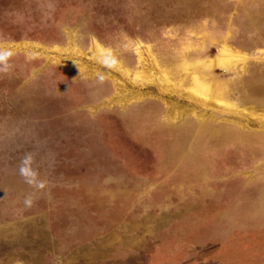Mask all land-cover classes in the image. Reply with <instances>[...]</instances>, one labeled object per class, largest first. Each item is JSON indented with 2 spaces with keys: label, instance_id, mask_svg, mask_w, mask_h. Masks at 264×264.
I'll use <instances>...</instances> for the list:
<instances>
[{
  "label": "rangeland",
  "instance_id": "1",
  "mask_svg": "<svg viewBox=\"0 0 264 264\" xmlns=\"http://www.w3.org/2000/svg\"><path fill=\"white\" fill-rule=\"evenodd\" d=\"M0 48V264H264V0H0Z\"/></svg>",
  "mask_w": 264,
  "mask_h": 264
},
{
  "label": "bare ground",
  "instance_id": "2",
  "mask_svg": "<svg viewBox=\"0 0 264 264\" xmlns=\"http://www.w3.org/2000/svg\"><path fill=\"white\" fill-rule=\"evenodd\" d=\"M217 57H218V59H217L218 62L219 63H222V64H225V65L231 63L235 58L237 59V56H235V54L231 53L228 50H223V49L220 51V54ZM162 72H160L158 70L157 66L155 64H153V66L150 69H146V68L143 69V71L138 75L137 80H138V78H140V81L139 82H141L142 84H145V83H153L157 87H159L160 89H162L164 91L178 93L179 95H183V96L189 97L190 99L196 101L197 103H201V104L205 103V101H202V99H199V97H201V95L203 94L202 91H201L202 89L200 88V86H199V88H196V89H193V90L192 89L182 90L180 88L174 87L169 82L170 81V78L168 79L167 74H164ZM203 97H206V96H203ZM176 109H177V112L179 114L182 113V108L181 107H176Z\"/></svg>",
  "mask_w": 264,
  "mask_h": 264
},
{
  "label": "clouds",
  "instance_id": "3",
  "mask_svg": "<svg viewBox=\"0 0 264 264\" xmlns=\"http://www.w3.org/2000/svg\"><path fill=\"white\" fill-rule=\"evenodd\" d=\"M13 56V52L7 48H0V73L7 72L10 68V58ZM24 168H21V174H23ZM30 203V201L28 202Z\"/></svg>",
  "mask_w": 264,
  "mask_h": 264
},
{
  "label": "crops",
  "instance_id": "4",
  "mask_svg": "<svg viewBox=\"0 0 264 264\" xmlns=\"http://www.w3.org/2000/svg\"><path fill=\"white\" fill-rule=\"evenodd\" d=\"M27 228H28V227H27ZM27 228H25L24 230H26ZM40 228L42 229V227H40ZM24 230H23V231H24ZM46 232H47V231H46ZM127 240H129V239H128V235H127ZM8 247H9V246H8ZM131 252H132V251H131ZM131 252H129V253H131ZM127 253H128V252H127Z\"/></svg>",
  "mask_w": 264,
  "mask_h": 264
}]
</instances>
